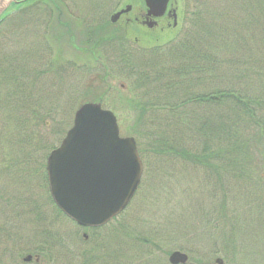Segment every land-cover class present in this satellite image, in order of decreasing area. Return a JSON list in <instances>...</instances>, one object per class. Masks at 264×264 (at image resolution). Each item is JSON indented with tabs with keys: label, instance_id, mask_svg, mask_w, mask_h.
Returning <instances> with one entry per match:
<instances>
[{
	"label": "rangeland",
	"instance_id": "374dc122",
	"mask_svg": "<svg viewBox=\"0 0 264 264\" xmlns=\"http://www.w3.org/2000/svg\"><path fill=\"white\" fill-rule=\"evenodd\" d=\"M49 1H37L34 19L27 5L29 11L14 10L0 25V226H21L23 256L39 245L46 262L47 253L50 256L45 264H89L97 248L95 264L105 260L106 253L114 264H121L123 254L127 259L137 255L135 263L141 264L146 255L138 249L132 253V247L148 238L151 253L163 263L169 262L172 252L181 251L189 255L188 264H216L217 258L224 264H264V137L258 138L257 126L247 130L252 153L246 157L245 173L253 176L251 180L226 164L217 169L216 162V167L205 168L179 156L151 155L146 145L150 140L143 139L145 168L139 191L122 215L98 231H87L88 240L85 231L52 204L45 172L35 164L27 171L19 165L25 156H38L44 169L43 158L52 145H60L76 110L98 98L116 112L121 135L131 132L135 115L126 100L131 77L121 63L115 64L121 46H111L109 41L99 45L97 39L120 32L129 49L151 52L215 13H223L231 25L238 23L247 1L171 0L178 12L177 27L172 20L162 19L151 28L126 21L135 14L141 23L144 0H53L56 5ZM128 4L134 13L112 24L111 15ZM85 30L92 32V38ZM240 30L245 48L264 46L263 26ZM246 32L252 33L250 38ZM94 51L102 55L99 66L103 67L83 68L95 62ZM256 54L264 56V49ZM192 133L187 130V137L195 136ZM48 140L44 149L41 145ZM19 208L23 209L16 215ZM7 248L0 235V258L5 264H16L5 253Z\"/></svg>",
	"mask_w": 264,
	"mask_h": 264
},
{
	"label": "trees",
	"instance_id": "16d2710c",
	"mask_svg": "<svg viewBox=\"0 0 264 264\" xmlns=\"http://www.w3.org/2000/svg\"><path fill=\"white\" fill-rule=\"evenodd\" d=\"M37 1L18 0L0 18V25L14 10L21 12L29 7L32 8L30 18L34 19ZM245 1L247 6L238 23L225 22V15L218 12L208 16L210 18H201L200 25L151 52L129 49L119 32L97 39L99 45L109 41L111 46H121L118 51L121 55L115 64L121 63L131 77L126 100L133 109L135 122L130 129L133 134H129L135 135L141 155L145 153L142 140L149 139L150 143L146 145H149L151 155L179 156L205 168L216 167V162L220 165L217 169L226 164L234 166L246 175V179H252L253 176L245 173L249 162L246 157L252 153L246 139L247 130L256 126L260 130L258 138L264 137V56L256 54V50H263L264 46L245 48L241 44L245 39L240 29L245 27V31H253L264 27V0ZM49 2L54 3L53 0ZM27 5L30 6L27 8ZM46 8L53 11L50 5ZM251 34L246 32L248 38ZM94 53L95 62L90 61L83 68L92 71L102 65L99 62L102 55ZM250 92L259 93L262 98ZM96 101L102 102V99ZM215 108L219 110L215 111ZM187 130L195 136L188 138ZM50 142L41 146L45 149ZM46 158L47 154L44 163ZM20 161L19 164L26 168L30 164H40L38 156H25ZM42 170L45 172V166ZM135 247H132V253L138 249L147 257L141 264H170L153 256L148 238L140 240ZM141 247L146 248L141 250ZM93 252L89 264L96 263L94 256H98L99 249L95 248ZM104 256L106 259L98 264H114L108 253ZM49 257L47 262L50 263ZM127 257L126 254L121 256V264H136L139 259L137 255L132 259ZM45 263L44 258L39 262Z\"/></svg>",
	"mask_w": 264,
	"mask_h": 264
},
{
	"label": "water",
	"instance_id": "95a60500",
	"mask_svg": "<svg viewBox=\"0 0 264 264\" xmlns=\"http://www.w3.org/2000/svg\"><path fill=\"white\" fill-rule=\"evenodd\" d=\"M170 0H145L148 15L160 17ZM17 0H0L1 15ZM113 16V20L127 12ZM155 25L154 21L148 23ZM51 195L57 206L82 226L99 227L126 209L143 175L134 137H122L116 115L100 103L78 108L73 126L47 160ZM188 255L174 251L171 264H185ZM223 264L222 259H217Z\"/></svg>",
	"mask_w": 264,
	"mask_h": 264
},
{
	"label": "flooded vegetation",
	"instance_id": "af4514ba",
	"mask_svg": "<svg viewBox=\"0 0 264 264\" xmlns=\"http://www.w3.org/2000/svg\"><path fill=\"white\" fill-rule=\"evenodd\" d=\"M131 11L132 10H130L127 14H130ZM147 17H148V14L144 13V15H142L143 19L140 22L145 23L146 22L145 20H147ZM152 19H153V16L149 18V21ZM161 19H166V20L172 19L173 20V14L165 15L158 20H161ZM174 19H175V16H174ZM134 20L139 22L140 19L137 15H134ZM126 21L130 22L131 19L127 17ZM156 26H159V23H157ZM22 209L23 208H19V211L16 212V215H18ZM21 229L22 228L19 225L14 226V227H11L10 225H7V224L5 226H0V235L4 236V238L6 239V245L8 246V248L5 250V253L9 255V259L11 257L16 259L18 261L16 262V264H34L35 262H39L40 261L39 257L41 256V253H43V249L39 245H36L34 248H32V249H35L33 252L28 253V255L32 257L30 260L26 259L27 256L26 257L23 256L25 249L23 248V235H22L23 231ZM84 234H85L84 238L86 239L89 238L87 233H84ZM0 264H5L4 260L1 258H0ZM6 264H8V262Z\"/></svg>",
	"mask_w": 264,
	"mask_h": 264
}]
</instances>
